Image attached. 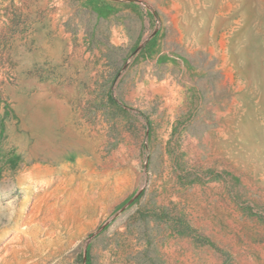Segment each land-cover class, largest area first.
<instances>
[{
    "label": "rangeland",
    "instance_id": "374dc122",
    "mask_svg": "<svg viewBox=\"0 0 264 264\" xmlns=\"http://www.w3.org/2000/svg\"><path fill=\"white\" fill-rule=\"evenodd\" d=\"M0 264H264V0H0Z\"/></svg>",
    "mask_w": 264,
    "mask_h": 264
}]
</instances>
